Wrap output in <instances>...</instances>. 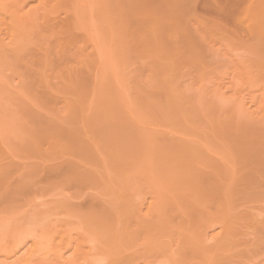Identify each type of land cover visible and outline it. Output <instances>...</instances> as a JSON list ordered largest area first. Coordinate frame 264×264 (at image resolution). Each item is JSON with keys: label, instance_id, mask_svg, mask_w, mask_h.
<instances>
[{"label": "rangeland", "instance_id": "374dc122", "mask_svg": "<svg viewBox=\"0 0 264 264\" xmlns=\"http://www.w3.org/2000/svg\"><path fill=\"white\" fill-rule=\"evenodd\" d=\"M12 1L18 5L19 0H10L9 5ZM76 1L82 6L76 18L45 27L43 38L53 42L51 55L57 60L63 42L75 40L76 48L66 54L68 68H84L83 60L99 55L95 51L103 52L106 62L97 75L102 80L94 81L98 85L92 82L85 87L63 86L62 92L54 93H58L57 117L53 118L56 120L50 119L51 126L49 122L41 125L37 114L51 111L54 106L42 108L43 102L33 91L37 90L23 84L14 71L6 68L0 73V264H191L197 253L192 251V257L193 253L185 250L187 247L180 246L184 244V234L192 235L190 227L194 222L190 217L179 222V216L172 212L157 220L149 206L155 190L177 187L184 180L188 186L181 189L183 196L190 194L196 203L205 206L208 197L199 196L194 178L195 172H207L209 166L220 167L224 184L232 182L228 184L232 190L223 209L229 205L233 216L242 210L254 222L234 216L235 226L242 227L238 229L242 242L236 243L237 249L227 251L226 247L222 253L219 251L221 257L208 253L210 259L214 258L212 264H264V0H188L182 6V27L169 24L176 18L173 8L163 6L162 0H141V64L132 57L131 41L121 31V16L135 15L124 0H97L100 5L91 4L93 10L90 5L85 6L87 0L71 3ZM168 2L172 5V1ZM232 4H240L237 7L240 14L243 10L244 21L253 23L249 31L234 27L229 15ZM65 9L58 0L55 11ZM6 11L1 17L6 22L0 24L2 35L16 14L14 10ZM152 17L156 20L151 21ZM158 19L167 21L163 27L161 24L160 44L155 42L153 32ZM89 74L92 81L97 78L92 71ZM26 110L36 117L27 118ZM105 155L109 157L108 163L102 161ZM77 161L88 168L98 166L97 170L101 166L104 170H96L98 173L91 179L105 175L107 184L102 185L100 182L105 180H100L95 188L94 183L86 184L83 178L81 181L75 176H79L74 170L79 165ZM63 162L68 163L53 167L52 171H41L50 163ZM72 174L78 178L77 185L73 184ZM243 174L254 178L250 186L256 188L249 187L247 195L241 194V199L247 196V200H241L239 205L234 196L242 187L237 177ZM21 176L25 183L19 181ZM123 191L132 193L130 201H122ZM87 199L97 202L90 200V207ZM254 219L260 226L256 224L258 232ZM243 223L254 226L245 227ZM124 232L131 233L129 238ZM19 234L29 239L28 244ZM33 239L37 245L31 243Z\"/></svg>", "mask_w": 264, "mask_h": 264}, {"label": "bare ground", "instance_id": "6f19581e", "mask_svg": "<svg viewBox=\"0 0 264 264\" xmlns=\"http://www.w3.org/2000/svg\"><path fill=\"white\" fill-rule=\"evenodd\" d=\"M10 0H0V24L2 23H6L5 20L1 19V17L4 15V14H7L8 12L5 10H8L9 12L11 10H14L16 12L15 17L11 18V20L9 21V23L7 24V28H6V34L4 33L2 35V32L0 33V73H3L4 70L6 68L10 69L11 71H14V73L17 74V76L19 75L20 77L19 80L21 82H23V84H25L28 88L30 87H33L32 89H36L37 91L33 90L35 92V96L37 95V97L43 102L44 106L42 108H46L48 106H54V109L51 110V111H45L43 113H38L37 114V117L35 114H33L31 111L29 110H26L27 111V118H31V119H34L36 117V120L37 122H39L38 124H47L48 122V125L52 124L51 122L52 121H55L53 120V118L57 117L56 114V107H55V104H56V94H54L55 92H62L63 89L62 87L63 86H66L67 84L68 85H71V86H78V87H85V86H88L89 84L88 83H92L96 80H99L101 78V76H97L99 75V68L101 69V66L106 62V57L104 58V54L103 52H98V51H95L97 52L99 55H91L89 57H87L85 60H83V64L85 62V67H72V68H68L67 66V60L65 61V58L66 57V54L69 53V52H73L74 49L76 48V45H75V40H68V41H65L63 42L62 44V49H60L59 51V59H55L53 55H51V51L50 50L51 48L54 47V45L52 44L53 42L49 39H47V37H44L43 38V35H44V32L46 30H44L45 27H50L52 24H55V22L57 21H64L66 19H69V18H76V16L79 14V9L80 6H81V2L79 1H76V3H71L72 0H59L60 3L63 4V6L66 8L64 11H55V8L58 4V0H19L17 3L18 5L16 4H13L14 2L12 1V5H9V2ZM97 0H87L84 2L85 6L87 5H90L89 7H91V4L94 5V3H96V6L100 5V4H97V2H99V0L96 2ZM103 1V0H102ZM101 1V2H102ZM107 2V0H105ZM121 0H116V3L119 2ZM125 3H126V6H127V9H129L131 12H134L135 15L133 16H127V14H123L121 16V27H122V34L124 36L125 39H130L131 41V49H132V57H134L140 64H141V0H124ZM168 1H172V5L168 2ZM21 2V4H20ZM100 2V3H101ZM16 3V2H15ZM188 3V0H162V5L165 6V7H168V8H173V15L176 19L172 20L173 22H170L169 24H178L182 27V20L184 19V17L182 16L183 15V12H182V6L184 4ZM235 3V2H234ZM233 3V4H234ZM83 4V5H84ZM87 4V5H86ZM231 5L233 7L232 11H230L231 13H229L230 15V19L234 25V27L240 29V30H243V31H249V27H252V24H251V21L250 23H247L246 21H244V18L242 17L244 13L243 10L240 14V7H237V6H240L236 4V6L234 5ZM95 5L92 6V7H96ZM104 6V5H103ZM229 8H230V4L228 5ZM243 6V5H242ZM10 7V8H8ZM18 7V8H17ZM82 7V6H81ZM87 6V8H89ZM89 8V9H92L93 8ZM107 7V6H106ZM227 7V6H226ZM235 7V8H234ZM104 8V7H103ZM228 8V9H229ZM245 9V8H244ZM98 10V9H97ZM97 10H95L97 12ZM123 11V10H122ZM124 12V11H123ZM229 12V10H228ZM227 12V13H228ZM4 13V14H3ZM98 13V12H97ZM228 15V14H227ZM5 16V15H4ZM154 16V15H153ZM226 16V14H225ZM148 17V15H147ZM156 17L157 19V16H154ZM183 17V19H182ZM146 18V17H144ZM151 18V16L149 17ZM229 18V16H228ZM155 19V18H154ZM155 19V20H156ZM150 20V19H149ZM153 20V17L151 19V21H155ZM159 20V19H158ZM150 21V22H151ZM160 21V20H159ZM150 22H148L149 24H151ZM181 22V24H179ZM161 24H162V27L164 25L167 24V21H163V22H156L154 25H153V32H154V37H156L155 39V42L160 44L159 42L161 41V37H162V34H163V28L161 27ZM109 25V24H108ZM160 25V26H159ZM258 25V24H257ZM111 26H113L111 24ZM159 26V36H158V30L156 27ZM113 28V27H112ZM150 28V27H149ZM255 28V26L253 27V29ZM0 30H2V28H0ZM111 30V29H110ZM3 31V30H2ZM251 31V30H250ZM185 37H187V34H185L183 31H181ZM173 32L170 33V37L172 36ZM6 36V37H5ZM48 36V35H47ZM7 38V40L5 39ZM98 43H97V47H98ZM96 47V48H97ZM100 45H99V50H100ZM128 47V46H127ZM129 52H130V49L129 47L126 48ZM73 54V53H72ZM62 59V60H60ZM65 61V62H64ZM137 62V63H138ZM82 63V62H81ZM161 67H163L164 65V62L161 61ZM104 67V65L102 66ZM93 72L95 73L94 75L97 76V78H95L93 81L91 80V74H89L90 72ZM138 79V78H137ZM100 80V81H101ZM97 83V84H96ZM94 85H98V82H94L93 83ZM35 87V88H34ZM31 89V90H32ZM39 89V90H38ZM31 91V93L33 92ZM139 94L141 95V91H139ZM58 97V95H57ZM160 103V102H159ZM6 110V109H5ZM8 110V109H7ZM11 110L5 112L6 114H9ZM1 112V110H0ZM4 113H2L3 115ZM5 116V114L3 115ZM52 121H51V120ZM11 120V119H10ZM264 123V119L262 121ZM262 123V125L264 126V124ZM245 124V123H244ZM40 125V126H41ZM47 125V127L49 128V126ZM246 125V124H245ZM51 126V125H50ZM42 128V127H41ZM42 129L46 130L47 128L46 127H43ZM51 129V128H50ZM54 129V128H53ZM43 132V130H41ZM2 133H3V130H2ZM45 133V132H44ZM7 134V133H6ZM73 134V133H72ZM5 135V133H4ZM3 135V137H5ZM43 136V135H42ZM114 137V136H113ZM66 138V137H65ZM71 142V141H70ZM93 144V143H92ZM79 146V145H78ZM83 147V146H82ZM242 148V147H241ZM241 151H243V149H241ZM238 152V151H237ZM244 152H248V151H243ZM202 153V152H201ZM236 153V152H235ZM241 153V152H240ZM120 154V153H119ZM203 155V154H202ZM235 155V154H234ZM119 157H121L119 155ZM247 158V156H246ZM108 159L109 157L107 155H105V157L103 158V162L104 163H108ZM244 159H245V156H244ZM112 160V159H111ZM121 160H123L121 158ZM125 160V158H124ZM10 161V160H9ZM8 161V162H9ZM117 162L119 161L118 158L116 160ZM71 162V161H70ZM78 162V161H77ZM91 162V161H90ZM114 159H113V163H114ZM68 163V162H67ZM65 162L60 163L62 165H48V166H42V168H40V170L44 173V170H51V168L53 167H62V166H66ZM82 163V162H80ZM78 162V164L80 165H75L73 163H69V164H73L75 165V168L76 166L78 167L77 169L74 168V170H77L79 176L76 174L75 176L78 177L81 181H82V178L84 179L83 182H85L86 180V184L88 182H91L90 184L93 185L94 183V186L95 184L97 183L98 181V184L101 181H104L105 179L103 178L105 175H101V177L103 178H98L100 177V175L97 177L98 180H96L97 178H95V176L93 177V180L91 179V176L94 175L95 172H97L98 170H102L101 169V166H99V169L97 170L98 166L96 167H90L88 168V166L86 165H82ZM93 162H91V165H92ZM101 163V162H100ZM122 163V161H121ZM126 163V162H125ZM124 163V164H125ZM6 164V163H5ZM10 164V163H9ZM18 164V163H17ZM116 164H119V163H116ZM202 164V163H201ZM20 165V164H19ZM22 165V164H21ZM73 165H69L68 168L71 167V169H73ZM115 165V164H114ZM120 165V164H119ZM122 165V164H121ZM2 166V165H1ZM15 166V165H14ZM108 166V165H107ZM111 166V165H110ZM123 166V165H122ZM127 166V164H126ZM207 166V165H206ZM23 166H21L22 168ZM30 167V166H29ZM109 167V166H108ZM107 167V168H108ZM4 168V167H3ZM18 168V166H17ZM20 168V170H22ZM65 170H67L68 168L67 167H64ZM64 168H62V170H64ZM67 168V169H66ZM84 168V169H83ZM113 168V166H112ZM12 169V168H11ZM26 167H23V170H25ZM29 169V168H27ZM55 169V168H54ZM132 169V168H131ZM9 170V168H8ZM22 170V171H23ZM53 170V169H52ZM51 170V171H52ZM61 170V168H60ZM64 170V171H65ZM69 170V169H68ZM97 170V171H96ZM104 170V169H103ZM102 170V171H103ZM125 170V169H123ZM197 170V169H196ZM21 171V172H22ZM56 171V170H54ZM53 171V172H54ZM63 171V172H64ZM72 171V170H71ZM94 171V172H93ZM100 171V172H102ZM203 171V169H202ZM207 172H201L199 173L198 171L195 172L196 173V176L194 178L195 180V183H196V189L198 191L199 196H207L208 199H207V204L205 206L201 205V204H198L194 201V199L192 198V196L190 194H188L187 196H183L182 192H181V189L183 188H186L187 189V186L188 184L186 183V181L184 180V184H179L177 187H174V188H171V187H164L162 186V188H159L157 190H153L154 192V195L153 197L155 198H152L153 202L150 203V205L152 206H148L151 208V212H152V216H155L158 220L159 216H161V219L162 217L164 218L166 216V214L168 215H175L178 217V221L180 222H186L187 220L185 219H188L190 217L189 220L193 221L194 222V225L191 223V227H190V230L191 232H193L195 230V228H197V230L194 231V233H191L192 235H190L189 237H186L185 234H184V237H186L184 239L183 237V242H181L183 244V246H180V247H183L184 249L187 247L188 249H185V250H189V251H193L194 253H197V256L195 254V257H196V261L194 262L192 259V263L191 264H212V258L210 259V255L214 253H218L219 256H220V252L221 251H225L226 247L229 248V246H234L230 249L227 248V251L229 250H233V248H236L240 245V243L238 242H242L241 238V231L240 227H237L235 226V220H234V216L235 217H239L240 219H243L245 221H249L251 222L252 220L250 219H247L246 218V215L243 214L244 212L241 210L237 213L232 214V212L230 211V208H229V205H227L226 207L224 206V209H223V202H227L226 201V198L227 196L230 194L229 192L232 190V186L231 185H228L229 183H232V182H229L227 184H224L221 180H220V167L219 166H209V169L206 170ZM259 171V169L257 170ZM17 172V171H16ZM20 172V173H21ZM25 172V171H23ZM52 172V173H53ZM58 172V171H57ZM61 172V171H60ZM62 172V173H63ZM66 172V171H65ZM99 172V171H98ZM97 172V173H98ZM99 172V173H100ZM28 173V179L30 180V176H29V173L30 172H27ZM70 173L69 171L67 172V174ZM121 173H124L125 172H121ZM120 173V174H121ZM23 174V173H21ZM20 174V175H21ZM25 175H27L26 173H24ZM47 174V172H46ZM50 174V173H49ZM61 174V173H60ZM87 174V179H85L83 176ZM123 174V175H124ZM259 174V173H257ZM256 174V176H257ZM24 175V176H25ZM70 175V174H69ZM68 175V176H69ZM83 175V176H82ZM98 175V174H97ZM109 175V174H108ZM255 175V174H254ZM23 176V175H22ZM21 176V177H22ZM41 176V175H40ZM45 176V175H44ZM66 176V175H65ZM73 174H72V177L74 181L73 184L77 185V182L76 180H78V178H76ZM81 176V178H80ZM90 176L89 180H88V177ZM241 176V175H240ZM259 176V175H258ZM20 177V178H21ZM32 177V176H31ZM43 177V176H42ZM71 177V178H72ZM251 176H247L246 174L241 177H237V178H240V183L242 184V187L240 189V191H237L236 194H235V200L238 201V204L241 200H243V198L241 199V194L243 196V194L246 192V195L248 194V191L250 190L249 187H252L250 186V184L252 183V181H250L251 179H254V178H250ZM17 178L19 179V175L17 176ZM26 179H24L25 181L28 180L27 177L25 176ZM94 178H95V181H94ZM110 178V176L108 177ZM256 178V177H255ZM3 179V178H2ZM70 179V177L68 178ZM94 181V182H92ZM23 180V177L19 180L21 183L25 181H22ZM42 180V179H41ZM59 180V179H58ZM71 180V179H70ZM80 180L78 181V183H83V182H80ZM18 181V182H19ZM32 181V180H31ZM30 181V182H31ZM64 181H67L68 180H64ZM71 181V183H72ZM109 181V180H108ZM118 181V180H117ZM235 183L237 182V179L234 180ZM19 182V183H20ZM43 182V181H42ZM45 182V181H44ZM107 180H105L104 182H100L101 184L102 183H106ZM111 182V181H110ZM7 183V182H6ZM26 183H28V181H26ZM84 183V184H85ZM123 183H126V182H123ZM17 184V183H16ZM70 184V183H69ZM83 184V185H84ZM89 184V183H88ZM107 184V183H106ZM253 184V183H252ZM251 184V185H252ZM18 185V184H17ZM15 185V186H17ZM21 185V184H20ZM66 185V184H65ZM103 185V184H102ZM105 185V184H104ZM128 185V184H127ZM10 186V185H8ZM7 186V188H8ZM91 186V185H90ZM255 187V185H254ZM6 188V187H5ZM11 188V187H10ZM25 188V187H24ZM95 188H97L95 186ZM124 188V187H123ZM157 188V187H156ZM253 188V187H252ZM251 188V189H252ZM256 188V187H255ZM253 188V189H255ZM22 189V188H21ZM127 189V188H126ZM132 189H134L132 187ZM5 190V189H4ZM3 190V191H4ZM13 190V189H11ZM9 190V191H11ZM20 190V188H19ZM89 190V186H88V189ZM248 190V191H246ZM2 191V192H3ZM90 191V190H89ZM1 192V193H2ZM8 192V191H7ZM12 192V191H11ZM10 192V193H11ZM91 192V191H90ZM103 192V191H101ZM133 192V191H131ZM135 192V191H134ZM152 191H150L151 193ZM250 192V191H249ZM254 192V191H253ZM104 193V192H103ZM103 193L101 195H103ZM6 194V193H5ZM8 194V193H7ZM14 194V192H13ZM152 194V193H151ZM1 195V194H0ZM73 195V194H72ZM132 195V193H131ZM130 195V192L127 191V192H124L120 195V198H122V201L123 202H127V200H129L132 196ZM136 195V194H135ZM193 195H196L195 193H193ZM13 196V195H12ZM237 196H239L240 198L237 199ZM107 197V196H106ZM113 197V196H112ZM111 199V198H110ZM133 199V198H132ZM151 199V197H150ZM240 199V200H239ZM249 199V198H248ZM251 199V198H250ZM88 200V199H87ZM89 199L88 202L91 204L90 207H92L93 203L91 201H95L97 202V200H91ZM102 200V199H101ZM235 200H234V203H235ZM247 200V196H246V199ZM245 200H243L244 202H246ZM78 201V200H77ZM81 201V200H80ZM103 201V200H102ZM130 201V200H129ZM140 201V200H139ZM145 201V200H143ZM2 202V201H1ZM87 202V203H88ZM104 202V201H103ZM242 202V201H241ZM85 203V202H84ZM100 203V202H99ZM134 203V202H132ZM142 203V202H141ZM81 204H83L81 202ZM104 204V203H103ZM155 204V205H153ZM243 204V203H242ZM77 205V204H76ZM87 205V204H86ZM133 205V204H132ZM140 205V204H139ZM240 205V204H239ZM89 206V204H88ZM102 206V204H101ZM105 206V205H104ZM123 208L127 207L126 205H121ZM119 206V207H121ZM135 206V204L133 205ZM84 207V206H83ZM103 207V206H102ZM118 207V208H119ZM148 207V208H149ZM154 207V208H153ZM156 207V208H155ZM79 208V207H77ZM101 208V207H100ZM134 208V207H133ZM149 208V210H150ZM207 208V209H206ZM39 209V208H38ZM89 209V208H88ZM147 209V208H146ZM110 210V209H109ZM119 211V210H118ZM169 211V212H168ZM38 212V211H37ZM89 212V211H87ZM117 212V211H116ZM124 212V211H123ZM150 212V211H149ZM147 212V213H149ZM150 212V213H151ZM172 212V213H171ZM40 213V212H39ZM146 213V214H147ZM171 213V214H170ZM247 213V212H246ZM222 214L224 216H222ZM25 215V214H24ZM99 215V214H98ZM118 215V214H117ZM116 215V216H117ZM122 215V214H120ZM151 215V214H150ZM165 215V216H164ZM95 216V215H94ZM100 216V215H99ZM174 216V218H175ZM98 217V216H97ZM253 217V216H251ZM255 217V216H254ZM32 218V217H31ZM172 218V217H171ZM104 219V218H103ZM160 219V220H161ZM180 219V220H179ZM23 220V219H22ZM148 220V219H146ZM145 220V221H146ZM153 220H156V219H153ZM163 220V219H162ZM256 222H255V226L253 225L254 222L252 221L253 224L251 223H245L247 226L249 225V227L252 225L254 226L256 229V224L257 226H259V223L256 219H254ZM128 222V220H126ZM143 221V220H141ZM173 221V220H172ZM12 222V220H11ZM151 222V221H150ZM153 222V221H152ZM207 222V223H206ZM91 222H89L90 224ZM107 223V222H106ZM140 223V222H139ZM157 224V222H154ZM154 223H151L152 225L156 226V224ZM159 223V222H158ZM164 223V222H163ZM174 223V222H173ZM176 223V222H175ZM188 223V222H187ZM13 224V222H12ZM101 224V223H100ZM140 224H143L142 222ZM146 224V222H145ZM143 224V225H145ZM149 224V223H148ZM161 224V223H160ZM209 224V225H207ZM243 223V225L246 227ZM9 225V224H8ZM11 225V224H10ZM106 225V224H105ZM147 225V224H146ZM145 225V226H146ZM165 225V224H164ZM15 226V225H14ZM91 226V225H90ZM93 226V225H92ZM100 226V225H99ZM103 226V225H102ZM142 226V225H141ZM148 226V225H147ZM207 226V227H205ZM251 226V227H252ZM104 227V226H103ZM133 227V226H132ZM143 227V226H142ZM150 227V226H149ZM152 227V226H151ZM163 227V226H162ZM188 227V226H186ZM184 227V228H186ZM260 227V226H259ZM13 228V227H12ZM145 228V227H144ZM155 228V227H154ZM157 228V227H156ZM161 228V226H160ZM189 228V227H188ZM186 228V229H188ZM253 228V227H252ZM21 229V228H20ZM94 229V228H93ZM92 229V230H93ZM105 229V227H104ZM134 229V228H133ZM192 229H194L192 231ZM239 229V230H238ZM253 229V232L255 231ZM264 229V228H263ZM12 230V229H10ZM19 230V229H18ZM23 230V229H22ZM21 230V232H22ZM91 230V229H90ZM91 230V231H92ZM102 230V229H100ZM154 230V229H153ZM188 230V231H190ZM259 230L258 228L256 229V231ZM30 231V230H29ZM126 231V230H125ZM130 231V230H128ZM137 231V230H136ZM261 231V229H260ZM259 231V232H260ZM13 232V231H12ZM100 232V231H98ZM97 232V233H98ZM116 232V231H115ZM187 232V230H186ZM258 232V231H257ZM20 233V231H19ZM30 233H33L30 231ZM101 233V232H100ZM130 232H128L127 234H125V237L128 236L129 238V235H131V233L129 234ZM189 233V232H187ZM18 234V233H17ZM21 234H24V232H22ZM21 234H19V236H21ZM25 234L28 235V232H25ZM117 234V232L115 233ZM119 234V233H118ZM129 234V235H128ZM182 234V233H181ZM36 235V234H35ZM41 235V234H40ZM188 235V234H187ZM18 236V235H17ZM23 236V242L26 238H24L25 236ZM21 236V237H22ZM30 236V235H29ZM38 236V235H36ZM35 236V237H36ZM43 236V235H42ZM101 237V235H99ZM115 236V235H114ZM122 236V235H121ZM181 236V235H180ZM183 236V235H182ZM32 237V236H30ZM34 237V239L36 240V238ZM17 238V237H16ZM29 238V237H28ZM33 238V237H32ZM103 238V237H102ZM182 238V237H180ZM253 239H255V237H251ZM34 239L33 241H31V243L33 244L34 242ZM101 239V238H100ZM104 239V238H103ZM17 240V239H16ZM20 240H22V238H20ZM102 240V239H101ZM185 240V241H184ZM29 242V239L25 242ZM37 241H38V238H37ZM40 241V240H39ZM250 241V240H249ZM16 242V241H15ZM18 242V240H17ZM22 242V241H21ZM27 242V244H28ZM246 242H248V240H246ZM252 243L253 240L251 241ZM10 243V242H9ZM12 243V242H11ZM35 243V242H34ZM236 243H238L237 247L236 246ZM20 244V243H19ZM25 244V243H23ZM36 244V243H35ZM105 244V243H104ZM234 244V245H233ZM9 245V244H8ZM22 245V244H20ZM37 245V244H36ZM101 246V244H99ZM103 245V244H102ZM7 247V245H6ZM33 247L37 248V246H34ZM32 247V248H33ZM93 247V245H92ZM91 247V248H92ZM10 248V247H9ZM7 248V249H9ZM97 248V247H96ZM100 248V247H99ZM4 249V248H3ZM6 249V250H7ZM13 249V248H12ZM103 249V247H102ZM105 249V248H104ZM183 249V250H184ZM191 249V250H190ZM5 250V251H6ZM26 250V248H25ZM92 250V249H91ZM78 251V250H77ZM220 251V252H219ZM235 251V250H234ZM25 255L27 254V251H25ZM32 252V250H31ZM30 252V253H31ZM192 252V253H193ZM237 252V251H236ZM6 253V252H5ZM76 253V251H75ZM83 253V251H82ZM191 253V254H192ZM194 253L192 254V257L194 256ZM207 253V254H206ZM209 253V254H208ZM212 253V254H211ZM222 253V252H221ZM224 253V252H223ZM232 254V252H230ZM17 254V253H16ZM21 254V253H20ZM74 254V253H73ZM185 254V253H184ZM217 254V255H218ZM229 254V253H228ZM227 254V255H228ZM5 255V254H4ZM3 255V256H4ZM7 255V254H6ZM15 255V254H14ZM76 255V254H75ZM238 255V253L236 254ZM11 256V255H10ZM80 256V255H79ZM209 256V258H208ZM216 256V255H215ZM214 256V257H215ZM223 256V254H222ZM226 256V255H225ZM224 256V257H225ZM234 256V255H233ZM17 257V256H16ZM25 257V256H24ZM27 257V256H26ZM29 257L31 258L32 256L29 255ZM188 257V256H187ZM198 257V258H197ZM221 257V256H220ZM232 257V256H231ZM30 258H27V259H30ZM74 258V257H73ZM80 258V257H79ZM124 258V257H123ZM3 259V258H2ZM16 259V258H15ZM18 259V258H17ZM78 259V257H77ZM121 259V258H120ZM185 259H186V256H185ZM214 259V258H213ZM228 259V258H227ZM31 260V259H30ZM220 260V259H218ZM20 261V260H19ZM32 261V260H31ZM40 262V260H38ZM187 261V260H185ZM215 262L217 261L214 260ZM225 261H226V257H225ZM224 261V262H225ZM16 262V261H15ZM18 262V260H17ZM36 262V261H35ZM74 262V260H73ZM72 262V263H73ZM119 262V261H118ZM194 262V263H193ZM219 262V261H218ZM232 262V261H231ZM26 263V261H25ZM29 262L27 261V264ZM33 264V262H31ZM71 263V262H70ZM177 263V262H176ZM175 263V264H176ZM184 263V262H183ZM220 263V262H219ZM21 264V263H20ZM35 264H38L37 262ZM75 264V263H74ZM117 264V262H116ZM189 264V263H188Z\"/></svg>", "mask_w": 264, "mask_h": 264}]
</instances>
